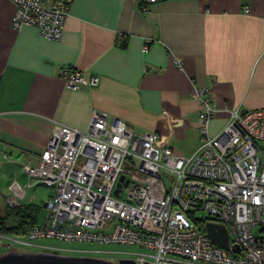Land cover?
<instances>
[{
  "label": "crops",
  "instance_id": "crops-1",
  "mask_svg": "<svg viewBox=\"0 0 264 264\" xmlns=\"http://www.w3.org/2000/svg\"><path fill=\"white\" fill-rule=\"evenodd\" d=\"M14 13L0 0L1 189L28 183L24 164L39 163L55 122L85 129L98 110L191 156L203 109L195 87H209L222 108L211 134L230 109L264 108V0H160L147 13L138 0H74L59 40L13 29ZM69 66L98 85L67 87L60 72Z\"/></svg>",
  "mask_w": 264,
  "mask_h": 264
},
{
  "label": "built area",
  "instance_id": "built-area-1",
  "mask_svg": "<svg viewBox=\"0 0 264 264\" xmlns=\"http://www.w3.org/2000/svg\"><path fill=\"white\" fill-rule=\"evenodd\" d=\"M11 1L13 29L32 25L47 39L63 37L74 0ZM138 1L147 13L160 0ZM176 63L183 69L181 59ZM60 75L71 89L99 83L97 76L87 77L73 66L62 68ZM193 98L203 109L198 115L200 144L189 157L159 145L158 132L137 133L98 110L85 129L55 122L39 163L24 164L26 188L53 189L45 220L17 232L0 230L2 241L9 248L59 253L61 248L36 242L138 248L90 251L116 263L121 258L109 254H128L135 264H264V108L230 109L226 125L211 134V122L222 108L209 87H195ZM10 189L8 207H23L22 186L14 182ZM209 222L226 227L229 249L210 239Z\"/></svg>",
  "mask_w": 264,
  "mask_h": 264
},
{
  "label": "rangeland",
  "instance_id": "rangeland-1",
  "mask_svg": "<svg viewBox=\"0 0 264 264\" xmlns=\"http://www.w3.org/2000/svg\"><path fill=\"white\" fill-rule=\"evenodd\" d=\"M189 157V156H186ZM5 154H2L0 152V163L4 161ZM9 167L7 164H2V167ZM23 168V167H22ZM26 179L24 177V180L20 182L23 190L26 193L25 199L22 200V202H28V203H33L38 205L39 212L38 214V221L43 222L45 220V217L47 215V209L44 207V203L48 202L51 199V195L53 193V189L48 186L44 185H38L35 188H26L27 182H25ZM13 191L11 189L7 188L5 185L4 189H1L0 187V212L1 211H6L8 207L7 204V196L12 195ZM201 215H206V212H201ZM36 243L38 244H43L47 246H53V247H58L61 248L62 250L60 251L61 254H68V255H83V256H95L94 250H100V251H138V248L135 246H129V245H100L98 243H89V242H65L57 239H43L39 240ZM37 251L36 248L33 247H25V246H15L9 248V246L2 241L0 238V255L3 253H7L10 251ZM114 258L120 259V258H128L130 255L124 254V253H111L109 254Z\"/></svg>",
  "mask_w": 264,
  "mask_h": 264
},
{
  "label": "water",
  "instance_id": "water-1",
  "mask_svg": "<svg viewBox=\"0 0 264 264\" xmlns=\"http://www.w3.org/2000/svg\"><path fill=\"white\" fill-rule=\"evenodd\" d=\"M123 179V177L121 178ZM118 193V191H116ZM47 202L44 203V207ZM17 227L16 223H9L8 228ZM207 231L210 239L220 247L229 249V235L227 229L223 225L209 222L207 223ZM238 252L239 248L236 247ZM0 264H135L133 259L121 258L118 263L108 259L83 256V255H68L59 252L46 251H10L0 255Z\"/></svg>",
  "mask_w": 264,
  "mask_h": 264
},
{
  "label": "trees",
  "instance_id": "trees-1",
  "mask_svg": "<svg viewBox=\"0 0 264 264\" xmlns=\"http://www.w3.org/2000/svg\"><path fill=\"white\" fill-rule=\"evenodd\" d=\"M39 206L30 203L23 207L9 208L7 213L0 214V230L4 232H17L25 228L29 223L38 222ZM9 223H16L17 227L8 228Z\"/></svg>",
  "mask_w": 264,
  "mask_h": 264
}]
</instances>
